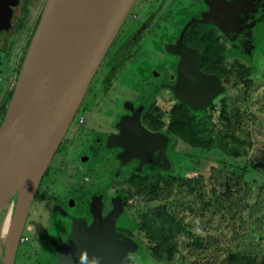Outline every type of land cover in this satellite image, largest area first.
Listing matches in <instances>:
<instances>
[{
  "label": "water",
  "instance_id": "95a60500",
  "mask_svg": "<svg viewBox=\"0 0 264 264\" xmlns=\"http://www.w3.org/2000/svg\"><path fill=\"white\" fill-rule=\"evenodd\" d=\"M156 1L152 0L151 9L146 8L150 13L157 9ZM200 1L206 11L197 7L185 9L175 39L162 48L172 60L163 63L165 83L157 71L158 65L148 66V79L132 88H140L142 94L135 91L139 94L137 100H123L119 104L128 114L119 116L112 125L115 134L103 139L105 150H118L113 160L118 164L117 171L129 164L135 165L134 171L138 174L175 171L169 159L173 138L145 129L140 120L159 87L165 85L176 101L192 111L207 109L224 93L217 76L200 71L199 52L184 45L183 36L190 26L215 28L227 41L230 58L255 67L253 55L264 40V0ZM135 2L44 1L0 122V213L13 200L2 264H13L40 179L95 70ZM17 4L18 0H0V32L10 28ZM145 24L146 21L135 26L134 31L138 33ZM100 141L97 138L95 146ZM78 161L84 163L81 158ZM102 202L101 195L92 197L86 206L90 221L69 219L70 230L63 242L57 245L51 240L56 264H92L93 260L98 264H133L131 257H143L138 240L117 232L131 227L120 198L110 200V209L105 215L101 211Z\"/></svg>",
  "mask_w": 264,
  "mask_h": 264
},
{
  "label": "rangeland",
  "instance_id": "374dc122",
  "mask_svg": "<svg viewBox=\"0 0 264 264\" xmlns=\"http://www.w3.org/2000/svg\"><path fill=\"white\" fill-rule=\"evenodd\" d=\"M44 1L23 0L22 11L19 13L18 10L10 34L0 48V122ZM148 1L137 0L138 4L128 13L130 19L138 15ZM192 1L164 0L146 31L148 38L163 29L178 31L185 6ZM125 22L120 32H123ZM208 31L227 49L225 38L216 31ZM146 40L147 37L140 41L138 51L125 58L98 92L89 118L75 127V154L83 147L84 141L89 142L88 132L97 122L113 121L114 113L108 114V110L115 112L122 99L138 98L135 91L142 94L140 88H132L147 77L148 66L157 64L155 58L154 62L145 61L147 58L138 61L141 54L151 50V42ZM220 57L218 67L226 72L221 76L225 91L207 109L199 110L194 116L197 119L196 139L193 141L197 143L196 147L173 137L169 159L174 164L176 176L148 175L144 180L135 181L133 173L123 169L111 182L110 190L122 187L126 192L129 218L139 220V216L145 213L164 209L173 222L185 228L171 232L172 237L159 262L149 257L143 235L133 232V237L142 243L143 254L142 258L131 257L133 264H231L229 257L233 255L248 257L253 264H264V40L253 55L257 78L246 71L245 76L242 75L240 68L246 69L248 65L241 60L224 54ZM133 74L136 80L135 77L130 80ZM152 100L144 124L168 135L171 111L177 102L165 90L159 91ZM223 147L237 151L239 155L231 156L223 152ZM104 158L100 163L101 155L91 157L92 166L88 170L78 165L75 159V174L68 169L71 163H55L54 159L52 176L40 187L26 216L23 229L30 230L22 231L13 264H46L51 261L42 257L44 246L40 242L48 204L58 188L74 190L72 185L75 183L77 187L81 183L87 190L100 182H107L115 165L108 163L107 154ZM128 181L133 183L128 184ZM135 182L140 185L134 186ZM141 190L143 193H139ZM79 196H83L82 193Z\"/></svg>",
  "mask_w": 264,
  "mask_h": 264
},
{
  "label": "flooded vegetation",
  "instance_id": "af4514ba",
  "mask_svg": "<svg viewBox=\"0 0 264 264\" xmlns=\"http://www.w3.org/2000/svg\"><path fill=\"white\" fill-rule=\"evenodd\" d=\"M163 3H164V0L156 1L155 4L158 5V7L154 12L150 13L149 10L152 8V0H149L148 4H146L143 7V9L140 10L138 15H136L134 17L135 19L133 18L134 20L132 18L130 19V16H128V14H127V16L129 18L127 20L124 19V21H126V22H125V28H124L123 32H120L121 26H124V24L122 23V25L120 26V28L118 30L119 33L118 32L116 33L112 43L108 47V49L105 52L102 60L99 63L97 69L95 70V73L92 76V78L88 84V87L85 91V94H84L82 100L79 103V106L77 107V109L74 113L72 123H70L71 125H69L68 128L66 129L55 153L53 154L45 172L43 173V175L40 179V182L38 184V187L35 191L32 202L30 204V207L34 203L36 196L38 194V191L40 190V187L43 185V183L48 181L50 176H52L51 164L54 161V159H55V163L58 161H62L63 163L64 162L71 163V168H73V170L70 167L68 169L70 172L73 171L72 172L73 174H75V166H74L75 165V159H76V163L78 165L83 166L84 169L88 170L92 166V163L90 162L91 157L95 158V157H97L98 154L101 155L100 163L104 161V159H105L104 157L107 154L108 163L112 164V162H113V164L115 165V168L112 172L113 174L110 176V178L108 179L107 182H100V183L96 184L94 187L88 188L87 190H86V186L84 184H81V183H78L77 187H75V183H74L72 185V187L75 188L74 190L69 189V188H67V189H59L58 188L57 189V191L53 195V199L48 204L47 212L45 213V219L43 221V225H42V228L40 230L41 231L40 242L44 246V248L42 250V257H45V261L46 260L49 261V259H51V261L46 262V264H56L55 253H54L53 246L51 244V240H53L57 245H59V244H61V242H63V240L66 238V236L68 235V232L70 230V225H71L70 220L71 219H73V218L74 219L75 218L76 219L84 218L87 223L90 221V215L86 211V206L92 197H96V196L101 195V197L103 199V202L101 205L102 215H105L108 212V210L110 209V200L114 199L116 197H119L122 211H123L124 215L130 220V218L126 214V203H124L121 194H119L120 188H118L114 191H112L110 189H111V185H112V183H111L112 180H114L117 177V175L119 174V172L121 170L129 169V171L131 173L136 174L134 171L135 165L129 164V165H127V166H125V167H123L117 171L118 164L115 163L113 160H114L115 154L118 150H116V149H106L105 150L103 148V139L112 133L115 134V131L113 130L112 125L118 120L119 116L125 115V114L127 115L128 113L123 111L121 109V107H119V106L118 107L116 106L115 112H113V110H108L109 111V113H108V111H106V109H110V108L104 109V111L108 114L112 115L114 113L113 121L108 122V120H106L104 122H102V121L97 122V125L88 132L87 137H90L89 142L86 143L84 141L83 147L79 148V150H78L79 152L77 154H75V127L78 126L79 122H81V121L84 122L85 120H87L89 118L88 115L90 114V109L93 106V104H95L94 100H96V96H97L98 92L105 86V84H107V82L110 80V78L117 72L118 68L121 66V64H123L125 58L132 55L134 52L138 51V47L140 46V44H139L140 41L146 39V37H147L146 41L151 42V44H150L151 50H149V51L147 50V52L143 55L141 54L140 55L141 58H139L138 61H140L141 59L147 58V59H145V61L153 60V62H154L153 58H155V62H157V65L159 66V67L157 66V71L161 72V74L163 76L162 82H163V84L165 83L166 75H165V71L163 69V67H164L163 63L165 61H168L170 63L172 60L170 57H168L162 51V48H164L168 44H172L171 42L175 39V35H176L177 31L170 30V29H168V31H167V29H163V30L160 29L161 31L157 35H155L153 38H148L149 35L146 34V31L148 30L151 22L155 19L156 15H157L160 7L163 5ZM137 4H138V2L134 5L136 6ZM149 6H150V9H146ZM185 7H186L185 9L197 7L200 11H206V6L200 0H193L190 3H187V5ZM22 8H23V0H18L17 6L13 8L12 18L10 20V28L6 32H0V47H2L5 44V39L10 34V31L12 29V22H13L14 18L17 17L18 10L20 13L22 11ZM127 16L125 18H127ZM144 21H146L144 28L142 30H140L138 33H136L134 31V27L135 26L138 27L139 25L144 23ZM200 27L201 28H197L196 31L203 29V30H207V31L213 30V31H216L217 33H219L213 27L201 26V25H200ZM132 28H133V30H132ZM183 43H184V41H183ZM185 46H187V45H185ZM111 47H112V49H111V51H109ZM154 47H155V49H154ZM187 47L192 48L190 46H187ZM156 56H157V59H156ZM198 63H199V61H198ZM141 68H142V65H141ZM160 69H163V71ZM98 71H99L100 75H98ZM131 73H133V72H131ZM96 77L98 78V80L96 79ZM134 77L135 76L133 74V76L130 78V80H133ZM135 80H136V77H135ZM88 90H89V93H88ZM161 90L168 91V89L165 87V85L159 87L154 92V94L151 96L150 103L147 106V108H150V106L153 102V100H152L153 96L158 94V92ZM137 99L138 98L133 99L132 97H129L126 99H122L121 101L129 100V101L133 102ZM111 109H113V108H111ZM100 114H101V112H100ZM143 116H144V113L141 115V119H143L142 118ZM76 117H79V118L77 119ZM75 119H77L76 122H75ZM110 120H112V118L109 119V121ZM141 124L145 129H147L151 132H159V131L154 130V129L150 128L149 126L143 124L142 120H141ZM159 133H161V132H159ZM161 134L168 137V135H166V134H163V133H161ZM97 138H100L101 141L99 142V144L97 146H95V142H96ZM94 151H95V154H93ZM80 158L82 160H84L83 164L79 163L78 160ZM71 161H73V162H71ZM152 172H154V171H148V172H145L144 174H149ZM75 190H76V192H75ZM84 190L86 191L85 193H84ZM79 193H82L83 196H79ZM30 207H29V210H30ZM60 213H62L61 214L62 216L67 217L68 220L65 217H64L65 218L64 219L63 217L59 216ZM29 230H30L29 228L25 227L22 231L28 232ZM117 232L121 235H124L126 237H129L131 239L136 240L133 237V232H130L129 228L118 229ZM19 242H20V239H19ZM14 260H15V257H14Z\"/></svg>",
  "mask_w": 264,
  "mask_h": 264
},
{
  "label": "trees",
  "instance_id": "16d2710c",
  "mask_svg": "<svg viewBox=\"0 0 264 264\" xmlns=\"http://www.w3.org/2000/svg\"><path fill=\"white\" fill-rule=\"evenodd\" d=\"M197 28H201L200 25H192L190 26L183 36L184 44L196 49L199 52V69L208 75L217 76L221 81V76L226 72L219 68L220 56L227 55V49L224 46L218 44V40L213 38L212 34L207 31L200 29L196 31ZM1 48V47H0ZM242 71V75L245 76V71L249 75L254 78L258 77V71L255 67L249 66L248 68H240ZM222 82V81H221ZM177 102V106L173 108L170 116V124L168 125L169 134L168 137L178 138L183 140L185 143L191 145L192 147H196L193 141L196 139V127H197V119L194 117L198 111H192L186 105ZM150 108H145L142 112L144 116L141 119L144 122L146 121V114L148 113ZM203 110V109H202ZM141 114V115H142ZM171 135V136H170ZM173 138V143H174ZM223 152L231 155L238 156L237 151L226 150L224 147L222 148ZM233 149V148H232ZM136 173V172H135ZM164 175L167 178H172L176 176V172H152L149 174H133L132 178L137 181L138 179L146 178L148 175ZM133 182L128 181V184ZM140 185L138 182L134 184V186ZM143 191H139V193ZM125 191L121 187L119 194H121L124 203H126ZM131 227L130 232H137L139 235H143V239H145L147 244V249L149 252V257L156 262L161 261V255L166 251V247L168 245V241L172 237L171 232L183 231L185 228L178 222H173L166 214V211L163 209L159 212L153 213H145L142 216H139V220L137 218H130ZM141 243V241H139ZM142 244V243H141ZM231 260V264H253L251 259L245 256H231L229 257Z\"/></svg>",
  "mask_w": 264,
  "mask_h": 264
},
{
  "label": "bare ground",
  "instance_id": "6f19581e",
  "mask_svg": "<svg viewBox=\"0 0 264 264\" xmlns=\"http://www.w3.org/2000/svg\"><path fill=\"white\" fill-rule=\"evenodd\" d=\"M12 209L13 200H9V202L2 208L0 213V264H2L4 258V250L10 229Z\"/></svg>",
  "mask_w": 264,
  "mask_h": 264
},
{
  "label": "clouds",
  "instance_id": "9594fccd",
  "mask_svg": "<svg viewBox=\"0 0 264 264\" xmlns=\"http://www.w3.org/2000/svg\"><path fill=\"white\" fill-rule=\"evenodd\" d=\"M92 264H98V261L97 260H93Z\"/></svg>",
  "mask_w": 264,
  "mask_h": 264
}]
</instances>
